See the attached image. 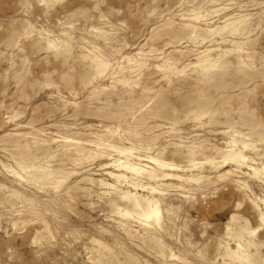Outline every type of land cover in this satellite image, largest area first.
<instances>
[{
    "label": "rangeland",
    "instance_id": "1",
    "mask_svg": "<svg viewBox=\"0 0 264 264\" xmlns=\"http://www.w3.org/2000/svg\"><path fill=\"white\" fill-rule=\"evenodd\" d=\"M261 212L264 0H0V264H264Z\"/></svg>",
    "mask_w": 264,
    "mask_h": 264
},
{
    "label": "bare ground",
    "instance_id": "2",
    "mask_svg": "<svg viewBox=\"0 0 264 264\" xmlns=\"http://www.w3.org/2000/svg\"><path fill=\"white\" fill-rule=\"evenodd\" d=\"M238 21V20H237ZM234 22V23H238V22ZM231 22V21H230ZM229 22V23H230ZM228 23V24H229ZM232 23H233V20H232ZM240 23V22H239ZM238 23V24H239ZM238 24H235L233 25L232 29L230 31H235V30H238L239 29V25ZM224 26V25H223ZM243 27V26H241ZM240 27V28H241ZM224 27H216L212 30H210L211 32L213 31H216L218 33L219 30H222ZM240 31V30H239ZM221 32V31H220ZM236 32V31H235ZM234 33V32H233ZM52 41V40H51ZM51 41H50V44H51ZM49 44V43H48ZM54 44V43H53ZM52 45V44H51ZM53 47V46H52ZM209 59V58H208ZM95 60V59H94ZM98 60V59H97ZM95 60V61H97ZM99 61V60H98ZM93 62V61H92ZM94 64H96V62H93ZM98 64V68L100 69L99 70V73H102L105 68L107 67V62H104V61H100L97 63ZM207 66V65H206ZM205 66V67H206ZM100 75V74H99ZM102 75V74H101ZM100 75V76H101ZM98 76V74H97ZM96 141V140H95ZM112 142V141H111ZM90 143V142H89ZM110 145V144H108ZM105 147V146H104ZM112 147H115V146H112ZM120 154L121 156L117 157L114 159L113 163H114V166H116L118 169H125L126 171H129V173L131 172L132 174L134 175H137V176H148L150 179H154L157 180L159 178H166V177H169V179H173V178H170V177H178L180 178L181 176L178 175V174H175V173H172V172H166L165 168H171L172 170L176 169L178 166L174 163H171V162H168L166 160H163L161 158H158V157H155V156H148L146 159L147 161H151L152 163H154L156 165L157 168H159V170H161L160 172H157L158 169L157 168H153V169H149V165L146 164V163H142L140 162V160H142V158L140 157H137L139 161H135L133 159L134 158V155H133V152H132V148H117L116 149ZM138 150V149H137ZM227 159H231V160H234L235 162L232 161V163H235V164H238L239 166H242L244 164H247L246 162V156L240 152H236L234 149H231L230 152H228L227 154V157L225 158V160ZM230 160V161H231ZM219 161V160H217ZM224 161V160H223ZM228 161V160H227ZM227 161H225L227 163ZM211 163V162H209ZM107 165V164H106ZM237 165V166H238ZM214 166V165H213ZM246 166V165H245ZM30 167V166H29ZM42 167V166H41ZM26 169H28L26 167ZM36 169V168H35ZM39 169V168H37ZM43 170V169H42ZM41 170V171H42ZM47 170V169H45ZM169 170V169H168ZM171 170V171H172ZM23 171V169H22ZM36 171V170H35ZM39 171V170H38ZM40 171V172H41ZM44 171V170H43ZM179 171V170H178ZM48 172V171H47ZM26 173V172H25ZM35 173V172H34ZM37 173V172H36ZM35 173V174H36ZM34 174V175H35ZM48 174H51V172H49ZM109 174L111 176H113L115 179L117 180H120L121 178H126V175L123 173V172H118V173H115L113 171H109ZM39 175V173H38ZM45 175V173H44ZM42 176V175H41ZM39 176V178L41 177ZM46 177V176H45ZM38 178V177H37ZM145 178V177H144ZM176 178V179H178ZM147 179V178H146ZM58 180V179H57ZM139 180V179H138ZM105 183V182H104ZM107 184V183H106ZM105 184V185H106ZM107 185H110L111 187L113 186L112 184L108 183ZM131 185V184H130ZM132 185L137 188L138 186H142L143 188L146 187L150 189V191H152L154 193V191H156V187L155 186H152V185H149V186H145L144 184H142L141 182L139 181H134L132 180ZM51 186V185H50ZM53 186V185H52ZM8 187V186H7ZM116 188V187H115ZM13 192V191H12ZM113 192V191H112ZM119 192L122 194V197L125 199L128 200L129 204H131V208L129 207V209H123L124 211L121 212L124 216L125 215H129L131 214L132 212H137L139 217L141 218V220H145L146 222H148V220L150 221V219H153L155 221V223L159 224V222L161 221L160 220V216H161V209H160V204H159V200L152 197V198H149V197H144L142 195H138L136 193L132 194L130 193V191H121L119 190ZM115 193V192H114ZM118 193V192H117ZM161 193V192H160ZM113 194V193H112ZM114 195V194H113ZM118 195V194H117ZM119 196V195H118ZM22 197V196H21ZM116 197V195H115ZM113 199V198H112ZM125 199V200H126ZM120 202V201H119ZM124 202V201H123ZM127 202V201H126ZM113 204V203H112ZM115 204V203H114ZM126 205V204H125ZM124 206V205H123ZM178 207V206H177ZM179 208V207H178ZM120 210V209H119ZM119 212V211H118ZM130 216V215H129ZM162 219V218H161ZM260 219L261 221L264 223V213L261 212V215H260ZM160 220V221H159ZM138 221V220H137ZM151 224V223H149ZM155 225V224H154ZM160 225H161V222H160ZM150 227V226H149ZM153 227V226H152ZM244 239V238H243ZM164 243V242H163ZM247 244V243H246ZM249 244V243H248ZM251 246V244H250ZM245 247V246H244ZM249 249V248H248ZM246 251V249H245ZM249 252V250H248ZM247 252V253H248ZM246 255V254H245ZM251 256V255H250ZM253 257V256H251ZM250 259V257H248ZM245 259V257H244ZM247 259V258H246ZM247 259L246 262L249 260ZM258 260V259H257ZM256 260V261H257ZM245 261V260H244ZM255 261V260H254ZM250 263V262H249ZM248 264V263H247ZM252 264V262H251Z\"/></svg>",
    "mask_w": 264,
    "mask_h": 264
}]
</instances>
